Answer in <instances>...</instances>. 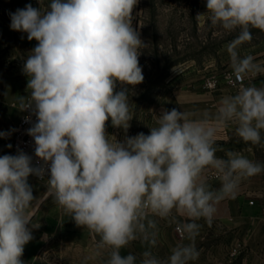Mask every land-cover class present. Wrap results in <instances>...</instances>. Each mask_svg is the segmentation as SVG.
<instances>
[{
    "label": "clouds",
    "instance_id": "1",
    "mask_svg": "<svg viewBox=\"0 0 264 264\" xmlns=\"http://www.w3.org/2000/svg\"><path fill=\"white\" fill-rule=\"evenodd\" d=\"M137 3L38 0L39 7L10 13V28L38 42L22 70L29 95L15 102L30 112L25 122L36 117L27 134L37 159L23 151L0 156V264H25V246L40 227L33 219L43 202L30 176L46 179V197L93 234L82 264L105 254L102 264H191L200 256L198 221L210 226L222 201L264 173V162L231 151L218 157L215 147L229 125L244 143L264 147V85L251 82L264 75V61L237 51L253 29L264 32V0H206L207 12L196 17L237 33L226 48L235 92L222 95L215 111L164 108L149 134L128 136L130 93L144 80L139 56L146 45L132 24ZM109 120L124 131L122 140L107 133ZM161 221L187 241L166 258L153 251ZM133 242L142 246L139 255L122 254Z\"/></svg>",
    "mask_w": 264,
    "mask_h": 264
},
{
    "label": "crops",
    "instance_id": "2",
    "mask_svg": "<svg viewBox=\"0 0 264 264\" xmlns=\"http://www.w3.org/2000/svg\"><path fill=\"white\" fill-rule=\"evenodd\" d=\"M29 3L39 7L38 0H0V132L11 133L7 139L0 138V156L17 154L12 148L11 137L22 111L16 108L15 102L19 97L29 95L28 77L22 70L28 54L38 42L29 41L27 33L10 28V13L23 9ZM238 53L241 56L251 54L257 61H264V39ZM182 70L173 81V90L170 88L163 92L157 101L144 104L130 99L133 119L129 122L128 136L141 132L149 134L150 127L155 126L157 116L164 108L215 111L222 95L235 92L223 77L219 78L216 88L207 89L194 69ZM251 82L256 86L264 85V75ZM106 130L117 140L125 136L124 131L114 128L110 120ZM215 147L218 157H225L231 151L253 161L264 162V147L241 141L232 125L217 137ZM29 183L33 186L34 196L43 203L33 219V223H39L40 227L32 229L33 239L25 246L23 261L25 264H82L94 246L93 234L78 227L50 197H46V181ZM209 184L213 189L220 186L215 178H209ZM198 223L202 225L196 238L200 256L191 264H264V173L242 182L235 199L222 201L210 226L203 219ZM159 227V241L153 251L166 258L173 246L187 241L176 231L175 225L161 221ZM142 250L139 242H133L122 250V254L131 251L139 255ZM103 259H106V254L102 258L88 260L87 264H102Z\"/></svg>",
    "mask_w": 264,
    "mask_h": 264
},
{
    "label": "rangeland",
    "instance_id": "3",
    "mask_svg": "<svg viewBox=\"0 0 264 264\" xmlns=\"http://www.w3.org/2000/svg\"><path fill=\"white\" fill-rule=\"evenodd\" d=\"M206 12V0H138L132 24L146 45L139 56L144 80L131 90V100L144 104L157 101L172 88L181 69H194L204 86L210 79L217 86L219 78L226 79L231 71L226 48L237 33L228 34L211 26L206 18H196ZM252 37L237 51L259 43L264 32L253 29ZM175 67L179 72L173 71ZM29 181L38 180L29 177Z\"/></svg>",
    "mask_w": 264,
    "mask_h": 264
},
{
    "label": "built area",
    "instance_id": "4",
    "mask_svg": "<svg viewBox=\"0 0 264 264\" xmlns=\"http://www.w3.org/2000/svg\"><path fill=\"white\" fill-rule=\"evenodd\" d=\"M206 88L213 89L217 86V82L213 79H210L205 84ZM30 112L28 111H22L21 117L19 121L16 123L12 137H11V145L13 150L18 153V151H23L28 155H31L33 157V162L35 163L36 157H35V144L32 137H30L27 134V129L32 126L33 123L36 122V117L34 115L31 116V122H25V117L30 116ZM34 180L39 179L35 176H30ZM210 178H213L210 176ZM46 180V179H45ZM180 234V233H179ZM181 235V234H180Z\"/></svg>",
    "mask_w": 264,
    "mask_h": 264
}]
</instances>
